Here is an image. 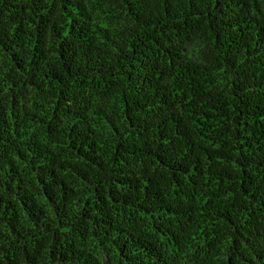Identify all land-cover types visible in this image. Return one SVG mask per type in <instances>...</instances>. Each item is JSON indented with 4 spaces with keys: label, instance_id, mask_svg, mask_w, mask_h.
Listing matches in <instances>:
<instances>
[{
    "label": "trees",
    "instance_id": "obj_1",
    "mask_svg": "<svg viewBox=\"0 0 264 264\" xmlns=\"http://www.w3.org/2000/svg\"><path fill=\"white\" fill-rule=\"evenodd\" d=\"M0 264H264V0H0Z\"/></svg>",
    "mask_w": 264,
    "mask_h": 264
}]
</instances>
